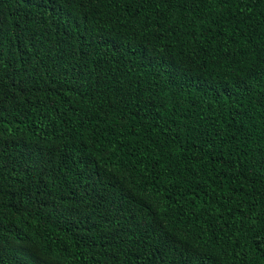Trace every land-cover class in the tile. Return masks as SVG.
<instances>
[{
  "label": "trees",
  "instance_id": "trees-1",
  "mask_svg": "<svg viewBox=\"0 0 264 264\" xmlns=\"http://www.w3.org/2000/svg\"><path fill=\"white\" fill-rule=\"evenodd\" d=\"M0 264H264V0H0Z\"/></svg>",
  "mask_w": 264,
  "mask_h": 264
}]
</instances>
